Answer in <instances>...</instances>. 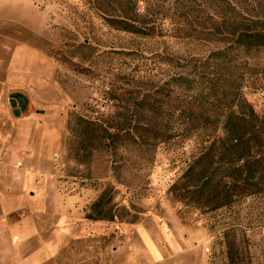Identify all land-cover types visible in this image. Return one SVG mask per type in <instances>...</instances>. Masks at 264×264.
Segmentation results:
<instances>
[{
  "label": "rangeland",
  "instance_id": "obj_1",
  "mask_svg": "<svg viewBox=\"0 0 264 264\" xmlns=\"http://www.w3.org/2000/svg\"><path fill=\"white\" fill-rule=\"evenodd\" d=\"M219 13L216 0H0V264H264V193L206 210L171 191L174 145L110 149L78 124L121 118L114 89L123 104L139 89L127 81L167 74L158 53L219 46ZM256 87L245 96L262 112ZM34 193L43 212L32 236L17 224ZM100 197L113 219L89 217Z\"/></svg>",
  "mask_w": 264,
  "mask_h": 264
},
{
  "label": "trees",
  "instance_id": "obj_2",
  "mask_svg": "<svg viewBox=\"0 0 264 264\" xmlns=\"http://www.w3.org/2000/svg\"><path fill=\"white\" fill-rule=\"evenodd\" d=\"M216 1L219 46L203 55L158 53L167 74L156 82L127 81L139 89L127 90L123 104L114 89L113 100L126 112L118 113L121 118L108 126L78 119L86 140L110 149L126 140L140 147L174 145L182 167L171 191L206 210L264 193V110L245 96L248 88L264 87V0ZM116 21L130 32L149 30L143 22ZM101 203L102 197L92 204L89 217L113 219Z\"/></svg>",
  "mask_w": 264,
  "mask_h": 264
},
{
  "label": "crops",
  "instance_id": "obj_3",
  "mask_svg": "<svg viewBox=\"0 0 264 264\" xmlns=\"http://www.w3.org/2000/svg\"><path fill=\"white\" fill-rule=\"evenodd\" d=\"M2 88H3V86H2V83L0 80V107H1L2 99H3L2 98ZM22 198H23V200H22ZM22 198H20L19 200H20V202L22 200L25 203V207L27 209V214L25 215L24 218L19 220V223L17 224V226H18V228H23L24 221L27 222L28 230L32 231V236H33L40 231L36 218L39 215H42L43 208H40V205L35 202V193L30 194V196L27 198H24V197H22ZM1 206H2L1 210L6 211L5 208L3 207V205H1ZM15 228L13 229V227L10 226V232L11 233L16 232L18 228L17 227H15Z\"/></svg>",
  "mask_w": 264,
  "mask_h": 264
},
{
  "label": "water",
  "instance_id": "obj_4",
  "mask_svg": "<svg viewBox=\"0 0 264 264\" xmlns=\"http://www.w3.org/2000/svg\"><path fill=\"white\" fill-rule=\"evenodd\" d=\"M9 103H10V106L13 110V114L18 116L20 114V109L18 107L17 100L12 97L9 99Z\"/></svg>",
  "mask_w": 264,
  "mask_h": 264
}]
</instances>
